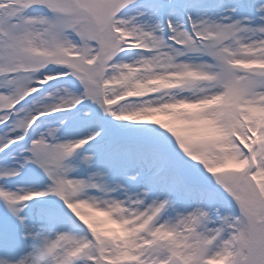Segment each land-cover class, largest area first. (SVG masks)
I'll use <instances>...</instances> for the list:
<instances>
[{"label":"snow or ice","instance_id":"6c2138e0","mask_svg":"<svg viewBox=\"0 0 264 264\" xmlns=\"http://www.w3.org/2000/svg\"><path fill=\"white\" fill-rule=\"evenodd\" d=\"M0 264H264V0H0Z\"/></svg>","mask_w":264,"mask_h":264}]
</instances>
